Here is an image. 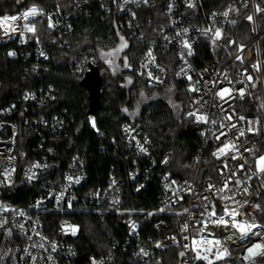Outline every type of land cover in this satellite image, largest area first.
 Instances as JSON below:
<instances>
[{
	"label": "built area",
	"instance_id": "built-area-1",
	"mask_svg": "<svg viewBox=\"0 0 264 264\" xmlns=\"http://www.w3.org/2000/svg\"><path fill=\"white\" fill-rule=\"evenodd\" d=\"M191 2L194 7H188L187 0H61L47 9L31 5L24 13L36 7L38 14L27 20L42 18L53 25L54 35L45 41L27 30L24 13L15 21L0 17V42L17 39L8 56L27 62L24 76H33L32 86L0 107V264H115L119 252L127 263L145 262L154 257L155 249L173 247L183 252L180 264H264V248L254 249V255L248 252L253 245H264V222L259 217L264 172L257 167V159L264 156V11L257 9H264V0ZM96 12L103 18L113 16L121 35L143 45L137 73L148 86L158 88L170 79L186 81L190 93L186 115L200 127L191 179L174 178L166 171L172 152L156 158L152 139L139 123L121 124V144L111 139L101 145V152L119 151L127 159L136 194L154 181L158 185L155 205L132 216L124 208L125 178L113 164L105 181L97 185L90 182L87 160L77 153L62 168L56 141L69 133L65 116L41 111L58 93L40 70L49 58L47 46H69L67 36L77 18ZM216 29L220 38L214 35ZM201 48L208 49L210 58L197 67ZM91 53L70 61L73 74L81 80L96 65ZM225 89L221 99L218 93ZM20 128L35 142L30 145V140L19 139ZM30 147L31 155L21 162L23 150ZM221 148L225 153L214 155ZM208 149L212 171L202 177ZM72 212L97 213L101 219L120 214L123 235L104 254L82 263L74 243L78 228L68 218ZM233 213L235 221L256 225L243 239L232 226ZM151 214H166L152 222L153 235L143 226ZM221 218L228 223H218Z\"/></svg>",
	"mask_w": 264,
	"mask_h": 264
},
{
	"label": "trees",
	"instance_id": "trees-1",
	"mask_svg": "<svg viewBox=\"0 0 264 264\" xmlns=\"http://www.w3.org/2000/svg\"><path fill=\"white\" fill-rule=\"evenodd\" d=\"M60 2L61 0H0V17L19 16L31 5L47 9ZM115 22L113 16L103 18L99 12L91 17H79L75 29L67 36L69 46H47L49 58L41 64L40 70L45 73V82L58 89V93L55 100L41 111L47 115L63 113L65 116L69 133L56 141L59 146L57 159L62 162V168L70 157L77 153L87 160L90 182L97 185L105 181L107 170L113 164L115 171L125 178L124 208L128 211L127 216H132L155 205L158 185L154 181L143 192L136 194L127 174V159L119 151L101 152V145L111 139L121 144V124L139 123L143 133L152 139V152L156 158L166 151L172 152L166 171L174 178L191 179L196 169L193 156L200 146V127L193 118L186 115L185 104L190 98L186 81L170 79L158 88L148 86L137 73V66L144 52L143 45L134 37L121 35ZM25 24L34 27L32 35L40 41L50 40L54 35L42 18H29ZM121 37L127 47L119 53L107 55L114 53L121 45ZM16 46V38L0 42V107L33 85V76H24L27 62L8 56V51ZM90 51L95 57L96 65L104 73L103 95L100 107L94 115L88 113L89 93L70 67L72 59ZM209 58L208 49L201 48L195 65L201 67ZM33 137L31 133L20 128L19 139L30 140L31 145L35 142ZM24 153L25 156L21 155V162H25L28 155H31V147L24 149L22 154ZM212 163L213 156L208 149V158L200 174L202 177L211 172L207 166ZM158 216L166 217V214H151L143 220L144 229L150 235H153L150 226ZM259 217L264 222V205ZM68 218L78 228L74 243L82 263L91 257L104 254L124 232V218L117 213L108 214L101 219L97 213L72 212ZM181 253L179 247L155 249L152 259L127 263L123 253L119 252L115 264H179Z\"/></svg>",
	"mask_w": 264,
	"mask_h": 264
},
{
	"label": "snow or ice",
	"instance_id": "snow-or-ice-1",
	"mask_svg": "<svg viewBox=\"0 0 264 264\" xmlns=\"http://www.w3.org/2000/svg\"><path fill=\"white\" fill-rule=\"evenodd\" d=\"M145 2H147V0H145ZM187 6H188V7H194L195 5H194V3L191 2V0H187ZM170 7H171V6H170ZM257 10H258V11H264V9H259V8H258ZM37 14H38V9H37L36 7H33V8L30 9L28 12L24 13V15H23V19L27 20V18H28L29 16H35V15H37ZM224 15L227 16L228 13L225 12ZM17 19H19V18H18V17H5V18H4V21H8V20L15 21V20H17ZM247 19H248L249 21H251L253 18H252L251 16H249V17H247ZM233 23H235V21H233ZM52 26H53V25L50 23V24H49V27H52ZM25 27L27 28L28 31H32V32L35 31L34 27H30V28H29V27H27V25H25ZM13 30H15V29H13ZM185 31H187V30H185ZM214 35H215L216 38H220V37H221V31H220V29H216ZM121 41H122L121 45H120V46L114 51V53H108L107 55H114V54H116V53H119L123 48L127 47V43L124 41V38H123V37H121ZM184 45H185V47L189 48L188 55H191V54H192V52H191V50H190V49H191V46L187 43V41L184 42ZM9 55H10V56H14L15 53H14V52H10ZM149 56L151 57V53H149ZM152 59H154V57H153ZM237 59H241V58H240V57H237ZM127 66H128V65H127V61L125 60V67H127ZM257 70H259V69H257ZM149 75H151V74L149 73ZM248 79H251V77H248ZM129 83H131V81H129ZM192 90H195V89H192ZM227 91H228V89H225V90L221 91L220 93H218V95H220L221 99H224V93L227 92ZM141 95L143 96V93H141ZM241 95H243V91H241ZM26 98H27V97H26ZM125 111H127V109H125ZM189 115H194V113H190ZM198 119H205V120H206V117H198ZM228 119H231V117H228ZM93 127H95V123H94V122H93ZM243 134H244V133L241 132V135H243ZM218 138H219V137H218ZM228 147H229V145L226 144V145H225V148H228ZM231 147L234 149V148H235V145L232 144ZM225 148H221V149H219L218 153H214V155L224 154V153H225ZM141 150H142V151L144 150L143 147H141ZM233 158L235 159L236 157H233ZM36 166H39V165H36ZM241 167H243V166H241ZM257 167H258V171H259V172H264V156H260V157L257 159ZM29 179H32V177L30 176ZM76 182L79 183V180H77ZM210 187H211V186H210ZM245 190H246V189H245ZM256 207H258V206H256ZM213 214H214V213H213ZM232 215H233L232 226H233V227H236L238 230L241 231V233H242V235H241V239H243L244 236H246V235L248 234V232H250L251 229H252L253 227H256V225H247V226H245V225H243L241 222H237V221H235V219H234V215H235V214H234V213H233ZM218 223L227 224L228 221H225V220H223V218H221V219L218 221ZM185 227H187V226H185ZM73 234H75V230L73 231ZM252 234H253V235H258V233H252ZM230 238H231V237H230ZM216 243H219V241H217ZM157 246L159 247V245H157ZM261 248H264V245L256 244V245H253L252 248H249V249H248V252H249L250 254L254 255V254H256V253L254 252V249H261ZM141 251H143V250H141ZM224 252H227V249H226V248L224 249ZM144 254L147 255V253H144ZM181 255H183V253H181ZM203 258H204V259H207L206 256L203 257ZM218 258H221V257H218ZM247 258H248V257H245V259H247ZM93 264H96V262L93 261Z\"/></svg>",
	"mask_w": 264,
	"mask_h": 264
},
{
	"label": "water",
	"instance_id": "water-1",
	"mask_svg": "<svg viewBox=\"0 0 264 264\" xmlns=\"http://www.w3.org/2000/svg\"><path fill=\"white\" fill-rule=\"evenodd\" d=\"M103 80L104 73L97 65H93L90 72L86 74V76L81 80V85L88 91L89 93V114H96L100 107V99L103 95ZM183 253V252H182ZM181 255V259H182ZM180 259V262H181ZM179 262V264H180Z\"/></svg>",
	"mask_w": 264,
	"mask_h": 264
},
{
	"label": "rangeland",
	"instance_id": "rangeland-1",
	"mask_svg": "<svg viewBox=\"0 0 264 264\" xmlns=\"http://www.w3.org/2000/svg\"><path fill=\"white\" fill-rule=\"evenodd\" d=\"M188 90V89H187ZM172 98V97H171ZM261 129H262V126H261ZM212 166H213V163L211 164V166H207V169L212 171Z\"/></svg>",
	"mask_w": 264,
	"mask_h": 264
}]
</instances>
